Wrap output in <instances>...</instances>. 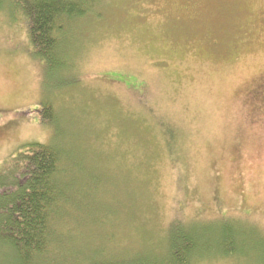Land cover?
<instances>
[{"label": "rangeland", "instance_id": "obj_1", "mask_svg": "<svg viewBox=\"0 0 264 264\" xmlns=\"http://www.w3.org/2000/svg\"><path fill=\"white\" fill-rule=\"evenodd\" d=\"M21 10L0 0V169L61 145L63 180L100 184L86 215L102 257L157 250L178 219L204 240L192 264H264V0H104L72 23L66 71L33 53ZM45 101L56 121L39 122Z\"/></svg>", "mask_w": 264, "mask_h": 264}, {"label": "trees", "instance_id": "obj_2", "mask_svg": "<svg viewBox=\"0 0 264 264\" xmlns=\"http://www.w3.org/2000/svg\"><path fill=\"white\" fill-rule=\"evenodd\" d=\"M103 1L18 0L28 21L33 53L45 62L48 70L66 71V36L71 32L72 23L94 14ZM253 94L264 99V82ZM41 104L39 122L56 121L52 103ZM68 157L56 141L32 142L0 169V249L7 252L0 254V264H192V260L202 257L204 240L200 232L178 219L171 222L157 250H147L145 255L127 263L102 257L106 251L101 248L97 252L95 247L98 240L106 241L108 235L103 238L94 234L90 226L101 222L86 215L91 206L87 204L91 199H86L89 187L97 188L100 184L92 176L86 178L88 183H85L76 175V186L66 183L63 175L75 164ZM74 224L76 228L72 229ZM85 225L89 227L88 238L94 249L87 241H82L86 233L78 237L75 232L81 229L84 232ZM67 226L71 229L66 232ZM66 244H70V248ZM232 244V237L224 235L221 246L232 250ZM124 250L129 253L128 248Z\"/></svg>", "mask_w": 264, "mask_h": 264}]
</instances>
